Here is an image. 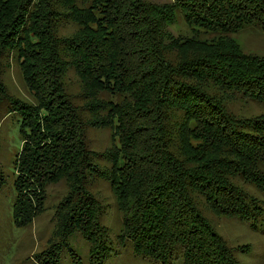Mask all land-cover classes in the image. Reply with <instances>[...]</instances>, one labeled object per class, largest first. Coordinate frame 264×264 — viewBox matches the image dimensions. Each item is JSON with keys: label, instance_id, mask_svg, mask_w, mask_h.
Here are the masks:
<instances>
[{"label": "trees", "instance_id": "trees-1", "mask_svg": "<svg viewBox=\"0 0 264 264\" xmlns=\"http://www.w3.org/2000/svg\"><path fill=\"white\" fill-rule=\"evenodd\" d=\"M176 9L191 35L163 30ZM248 25L264 30V0H0V60L12 54L35 99L10 94L0 77V111L21 115L15 224L45 209L48 184L65 178L69 189L56 205L59 240L34 254L38 264H60L73 232L88 242L86 264L118 251L90 175L109 182L122 215L115 239L135 254L239 264L203 208L253 227L264 220V110L231 107L237 97L264 104V54L232 36ZM87 126L111 129L105 164L93 162Z\"/></svg>", "mask_w": 264, "mask_h": 264}, {"label": "rangeland", "instance_id": "rangeland-1", "mask_svg": "<svg viewBox=\"0 0 264 264\" xmlns=\"http://www.w3.org/2000/svg\"><path fill=\"white\" fill-rule=\"evenodd\" d=\"M156 5L169 3L170 0H146ZM163 30L174 36L191 35L192 30L184 20L182 13L175 10V20L166 22ZM205 33V32H203ZM208 34V33H205ZM236 42L244 52L264 54V30L257 25H248L238 32L232 33ZM165 40H169L167 37ZM0 77L10 94L16 95L27 101H34L32 91L25 82L19 63L11 55L0 60ZM70 90H79L77 75L70 70L68 75ZM81 103L79 98H76ZM6 104L0 111V173L4 181L0 185V264H38L35 253L48 248L51 241L59 240L55 233L56 205L63 195L68 192L65 178L47 185L45 209L37 214L34 219L24 226L16 225L12 215V205L16 190L14 179L16 169L14 158L18 154L22 137L19 130L21 115L18 111L5 112ZM233 111L243 116L259 114L264 110V104L251 98L237 97L231 104ZM6 113V114H5ZM111 129L100 126H87L86 138L89 148L98 151L93 154V162L105 164V159L99 151L111 143ZM98 153V154H97ZM246 189L261 194L250 184L241 182ZM87 186L99 201L102 207L101 220L109 227L110 237L118 249L105 259V264H160L157 261L137 255L132 251L131 245H120L115 234L122 221L121 212L117 209L115 197L109 182L98 175L88 176ZM213 229L218 231L226 242L234 247L239 264H264V220L258 219L256 227L249 221L240 220L233 216L216 213L212 208H203ZM67 246L59 249L57 257L60 264H75L69 248L74 250L81 264H86L88 259V242L78 233L69 235ZM241 249H240V247ZM170 264H180V259Z\"/></svg>", "mask_w": 264, "mask_h": 264}]
</instances>
